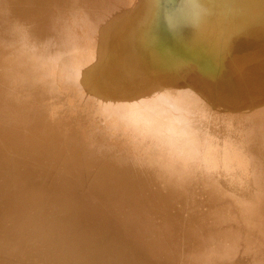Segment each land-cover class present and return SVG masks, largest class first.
I'll return each mask as SVG.
<instances>
[{
  "label": "bare ground",
  "instance_id": "1",
  "mask_svg": "<svg viewBox=\"0 0 264 264\" xmlns=\"http://www.w3.org/2000/svg\"><path fill=\"white\" fill-rule=\"evenodd\" d=\"M0 264H264V0H0Z\"/></svg>",
  "mask_w": 264,
  "mask_h": 264
},
{
  "label": "rangeland",
  "instance_id": "2",
  "mask_svg": "<svg viewBox=\"0 0 264 264\" xmlns=\"http://www.w3.org/2000/svg\"><path fill=\"white\" fill-rule=\"evenodd\" d=\"M177 6H178V5H177L176 3H174V5H173V7H172V8H173V9H176V8H177Z\"/></svg>",
  "mask_w": 264,
  "mask_h": 264
}]
</instances>
